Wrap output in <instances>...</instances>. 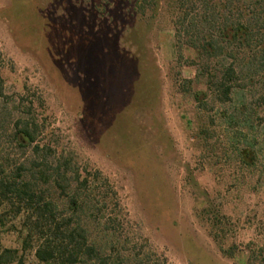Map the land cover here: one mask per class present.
Returning <instances> with one entry per match:
<instances>
[{"label":"rangeland","instance_id":"1","mask_svg":"<svg viewBox=\"0 0 264 264\" xmlns=\"http://www.w3.org/2000/svg\"><path fill=\"white\" fill-rule=\"evenodd\" d=\"M132 4L0 0V165L67 162L49 196L61 216L86 202L93 237L142 238L168 264H264V61L242 55L225 99L231 60L180 57L169 16ZM2 220L0 252H22L25 215Z\"/></svg>","mask_w":264,"mask_h":264},{"label":"trees","instance_id":"2","mask_svg":"<svg viewBox=\"0 0 264 264\" xmlns=\"http://www.w3.org/2000/svg\"><path fill=\"white\" fill-rule=\"evenodd\" d=\"M129 1L142 16L149 11L156 17L163 13L169 16L180 57L182 49L187 48L194 50L200 58L231 60L215 82L225 99H229L237 75L242 72L237 64L241 58L252 54L264 61V0ZM30 4L31 1L25 2L24 5H28L25 10L31 11L29 14L33 17L28 16L30 20L26 17L24 26L41 29L43 22ZM17 15L21 19L25 17ZM35 128L27 126L16 132L19 146L36 142ZM41 149L35 147L36 152ZM5 168L0 165V208H10L13 218L25 215L26 234L23 251L2 250L0 264H28V251L34 253L38 264H168L167 259L150 250L148 241L142 238L90 235L88 222L82 218L86 202L79 203L74 199L71 214L61 216L49 193L55 189L53 181L65 179L67 162L59 165L52 174L36 161L30 165L21 164L10 174H6ZM2 223L0 225H4L3 220Z\"/></svg>","mask_w":264,"mask_h":264}]
</instances>
